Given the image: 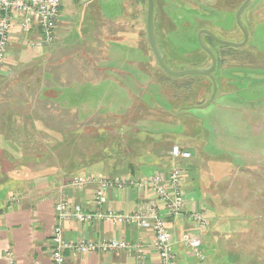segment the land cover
<instances>
[{
  "label": "crops",
  "instance_id": "crops-1",
  "mask_svg": "<svg viewBox=\"0 0 264 264\" xmlns=\"http://www.w3.org/2000/svg\"><path fill=\"white\" fill-rule=\"evenodd\" d=\"M74 1L75 4L73 5H77L76 7L79 9L81 7V2H84V0ZM84 3L86 5H84V7L82 6L83 8L81 7V9L87 11V16L91 24L87 26L82 22L79 25L80 20H76L74 27L79 29L81 35H91V39H88L89 43L87 46L86 44L83 46L74 44L73 47L69 48L73 45V42L67 40L71 31L65 37L66 39L64 38L61 42L59 38H57L56 42L53 41L44 44L42 47H37L28 42L29 40H38L41 37L36 27H32L28 33L22 32L17 26H14L10 31L6 50L5 69L0 71V116L4 115L5 117L7 107L16 111V108H19V105L16 104L18 102H31L34 105H38L40 100L43 101V91L46 88L45 84H47L46 81H41V85L38 91H36V94L30 95L25 92L22 96L24 100H22L21 94H18L17 91L18 89H23L24 91V86L18 84L7 85V82L19 76V73L23 69L33 67L37 61L40 60L39 67L41 71H43L42 77L44 80L49 78V83L52 85L53 75L52 73L49 74V71L53 70V67L65 60V58L70 57L71 53L72 55L78 54L85 58V63L89 67V69L87 67L85 68V77L89 78L88 80L94 81L103 75H108V73L104 74L105 71L103 70H105V68H110L111 73L122 75V78L127 80L128 86L135 83L139 84L143 89H147L148 79L151 76L146 71H141L138 66V63H141V61L139 62L135 59L130 61L129 57L122 58V55L129 56V53L123 50L117 52L115 47L112 48L109 44L101 47L98 45L101 39L108 43L112 36L114 38L113 31L115 28H113L111 34L106 32L107 28L112 26V24H117L118 26V23L123 24L127 23V21L124 19L105 17L104 15L106 14L103 12L104 9L102 6L99 7L98 3L95 1L90 2V0H88ZM75 6L74 10L69 11L71 13H66L63 11L61 4V11L56 27V37L57 32L59 33L62 29L65 30L66 27L74 21L72 18L79 15ZM64 47H68V51L66 50L59 55V51ZM74 51L77 52L75 53ZM145 51L148 59V68L146 67V69L153 73V78H155L154 76H158L160 79H164L156 59L150 55L149 50ZM87 54L90 56L93 55V57H102L103 55L107 57L110 55L112 59L110 63L114 65L103 66L97 62L92 64L85 57ZM117 56L120 59L119 63L116 62ZM113 57H116V59L113 60ZM122 61H124V63ZM233 71L236 73H230L231 76L225 78L224 84L222 83V87L224 85L225 88H222L219 96L228 95L230 100L236 101L237 96L235 93L239 83L238 80L243 71L241 68L233 69ZM138 76L142 78V81H139ZM68 77L66 76L68 80L70 79V83L59 88L60 94L57 100L61 104L65 103L67 107H77V104H79V106H84L87 104L84 100H72L69 98V95L72 93H77L79 96L84 94L82 89L83 86L80 82L83 78L79 77L78 80L75 79L72 81L71 76ZM145 77L148 79H144ZM123 88L128 94H130L129 92L133 94L129 87L123 86ZM215 96V99L219 97L217 93ZM52 99L54 100V98ZM52 99L50 100L53 101ZM221 105L225 109H230L229 103H221ZM79 106L77 112L79 117L84 119L91 115V113L88 115L86 114L87 111L84 107L80 110ZM249 107H251V105ZM20 111L30 112L32 111V107L24 105L23 108H20ZM235 111H240V113L233 111V120L236 122L241 120L246 126H249V123L251 124L249 118L257 116V114L251 110ZM259 113L264 114V112ZM251 114L253 116H250ZM256 121L257 120H254L253 123L254 128L262 129V123L260 121L257 123ZM148 123L149 121L147 120L141 121L143 128H145ZM1 129L0 126V134H4L5 132ZM178 133L182 132L179 131ZM174 144H179L177 139ZM182 145H184V149L189 150L191 153V156L187 159L194 158L195 153L188 147L190 146L192 148V144L188 142ZM193 147L198 151L197 156L199 155V158L203 160L201 164L202 177L196 184L193 183V181H187L185 179L187 177L186 171H183L181 183L184 197L183 208L177 215L166 216V224L172 236L174 260L176 263L230 264V256L227 257L228 255H225L223 258H219L218 256L220 252L225 254L228 247L231 246V243L235 242L240 243L242 246H255L258 244L263 248L264 153L259 154V152H257L258 150L251 151L242 149L230 150L231 152L236 151V153H228L230 151L224 149L210 151L206 145L203 146L200 144ZM169 151L168 148H163L160 153L166 155V158L170 159V163L176 161V164L181 161L171 157ZM221 155L224 157L221 158ZM236 160H239L238 163ZM166 163L167 162H164L160 167H156V165L154 167H152L153 165L143 167L141 175L147 176L157 170H169L171 167L175 166L173 163V165L169 167L168 163ZM78 174L104 176L99 166L88 171L79 172L77 175ZM121 176L133 177L132 175L126 174ZM71 180H67L62 175L45 176L37 177L24 183L19 191H6L4 187H0V264H6L4 252L7 249L13 251L17 264H32L33 262H36V264H53L51 258V233L54 225L58 222V216L54 206L62 196L69 201L72 207L75 204H80L82 209L87 212H93L95 210H112L130 213L141 204L149 201L157 205L161 214H165L166 212L162 202L148 187L138 188L132 185L122 189L109 188L105 191V199L102 205L98 206L94 203V192L98 186L97 180L88 181L81 187L73 185ZM207 207H209V209ZM194 208L202 210L208 223L206 228L197 229L192 224L190 211ZM206 209L208 210L206 211ZM214 214H216L217 217L218 215L222 217L223 215L228 216L227 214H233V217H236V223H233L234 226L229 229L220 227L218 221L210 225L209 215L212 217ZM251 218H253V224L249 223V219ZM59 223L62 228L63 238L68 241H75L78 239L100 241L104 238H117L125 240L130 245L129 249L117 248L109 251L96 250L83 253L65 248L62 251L64 256L63 264H97L99 262L102 264H159L158 256L153 246L152 231L140 227L135 222L114 224L108 220L101 219L83 222L70 214ZM186 230H190L192 233L200 236L202 247L204 243L206 244L210 241H214V243H218L219 249H217L216 253L209 251L206 255L203 254L202 258L193 256L189 248L185 246L180 239L181 233ZM249 231H252V234L249 233ZM252 238L253 241L256 242L255 244L249 243ZM202 250L204 251V249ZM250 260L251 258L247 260L246 258H242L240 261L242 264H246L249 263ZM236 261H238V259ZM253 264H264V258L254 259Z\"/></svg>",
  "mask_w": 264,
  "mask_h": 264
},
{
  "label": "rangeland",
  "instance_id": "rangeland-1",
  "mask_svg": "<svg viewBox=\"0 0 264 264\" xmlns=\"http://www.w3.org/2000/svg\"><path fill=\"white\" fill-rule=\"evenodd\" d=\"M85 1L88 0H84V2ZM92 1L97 2L99 7L102 6L104 9L103 12L106 14L104 15L105 17H111L112 19H124L127 21V24L130 25V28H128L123 38L112 40L113 42L109 40L108 43L100 38L101 42H99L98 45L101 47L109 44L112 48L115 47L117 52H121L122 50L128 52L129 56L119 54L122 55V58L129 57L130 61L132 59L139 62L141 61V65L145 67V70L141 69V71H146V67L148 68V59L145 50H149L150 55L154 58L146 34V1L90 0V2ZM213 1L215 4L213 12L209 14V8H206V6L196 10H189L187 9V5L185 3L179 2L178 0H153V23L155 36L164 51V41L171 46L175 57L166 56V59L169 65L173 67L172 69L180 70L185 68H200L204 67L207 63L208 59L199 58L200 49L198 48L199 42L197 40V33L201 29L210 30L218 38L226 41L237 42L242 39V32L236 23L235 14L238 6L243 0ZM84 2H81V7L86 5ZM61 4L63 11L66 13L74 10V0H61ZM81 7L80 9L76 7L79 15L75 17L72 16L74 17L72 18L74 21L69 24L65 30L60 29L61 31L59 33L57 32V37L54 39L55 42L57 38H59L61 42L71 31L67 40L73 42V45L69 48L73 47L74 44L79 46H83L85 44L86 46L88 45V39H91V35H81L79 33V29L74 27L76 20H80L79 25L82 22H84L87 26L91 24L90 19L87 16V11H84ZM207 13L209 18H205L207 17ZM167 19H170L173 23L171 27L165 26L164 22H162ZM206 19H209V21H206ZM241 21L248 31V40L246 44L241 47H233L217 43L212 41L206 35H202L201 37L203 44L213 50L217 57L218 48H223L220 49V53L224 56L223 59L226 61L228 60V64L229 61H231L229 60L231 54L238 55V61L244 60V55L249 53L252 54L255 67L248 68L250 70L245 71L242 69L243 72L238 80L239 83L235 93L237 96L236 101L230 100L228 95L219 96L222 88H225L224 85L222 87V84H219L216 91L217 96L219 97L214 99L209 104L208 101L211 93H207L205 96H199L198 86L196 83L193 84L191 82L192 85H182L184 84L183 82L190 81L191 78H198V75L195 74L182 75L178 77L170 76L166 78L164 77V79H160L158 76H154L155 78L150 77L149 79L145 77L144 79L149 80L146 86L147 89H143L139 84L135 83L128 86L127 80L122 78V75L120 74L111 73L110 68H105V70H103L105 71L104 74L108 73L106 77H99L94 81L88 80L89 78L85 77V68L87 67L89 69V67L85 63V58L78 54L72 55L71 52H69L71 53L70 57L65 58V60L54 66L53 70L56 73L64 71V73L67 74V77L71 76L72 81L75 79L78 80L79 77L83 78L80 82L83 86L82 89L84 94L79 96L77 93H72L69 95V98L72 100H84L87 104L84 106H79V104L77 105L80 110L84 107L88 113L94 114L97 111H113L119 113L126 110L132 102L130 94L125 91L123 86L129 87L135 95H137L150 107L160 106L166 109H171L174 106L176 109L182 106H191L188 111H190L192 115H174L172 117V121L169 123L149 120V123L146 124L145 128H143V126L140 128L146 132L158 134L162 132L178 133L181 131L184 134L179 137L185 138L188 136V138H190L188 141L192 144V148L190 146L188 147L195 153V157L190 159L176 158L177 160H181L176 164V161L170 163V159H167L166 162L169 167H171L174 163L175 166L183 169V171H186L187 177L185 179L187 181H193V183L197 184L198 180L202 177L201 164L203 160L199 158V155L197 156L198 151L193 146L199 144L203 146L206 145L210 151H219L223 149L230 151L232 149H242L251 151L258 150L257 152H259V154L264 153V114L259 113L264 112V0H251L241 14ZM113 28L117 29V24H112V26L107 28L106 32L111 34ZM69 48L64 47L59 51V55ZM228 53H230V55ZM118 56L116 60L117 63L120 62ZM93 58L100 65H114L113 63H110L112 60L110 55L107 57L94 56ZM115 59L116 57H113V60ZM122 62L124 63V61ZM232 70L233 69L231 67L223 69L219 64H217V67L213 71L216 84L220 75L224 76V78H229ZM68 78H66V83H64L66 85L70 83V79L68 80ZM138 79L139 81H142V78H139V76ZM210 89L211 87L209 86L208 91ZM172 95H174L173 101L168 100L169 96ZM201 100L207 101V103L204 106L199 105L198 101ZM221 103H229L230 109H225ZM62 104L65 105V103ZM250 105L251 107H249ZM235 110H251L255 112L257 116H253L251 114L250 116H253L249 118L251 124L249 123V126H246L241 120H238V122L233 120L232 112L234 111L240 113V111ZM54 114L59 115L60 113L58 114V111H55ZM87 119L88 118L86 117L84 120H81L85 121ZM254 120H257V123L259 121L262 123V129L254 128ZM228 153H236V151H230ZM154 166L155 165L152 167ZM9 167L8 163L3 162V170ZM207 208L209 209V207ZM208 209H206V211ZM227 215L228 216L223 215L222 217H219V215L217 217L216 214L212 215V217L209 215L210 225H213L218 221V225L220 227L229 229L234 226L233 223H236V217H233V214ZM202 249H204V251ZM217 249H219L218 243H214V241H210L206 244L204 243L203 247L201 246V251H203L202 253L205 255L207 252L209 253V251L216 253ZM249 250L250 248L242 252V254L240 253V256L246 258V260L249 259L248 257L252 258L254 253L252 254L251 252L249 256ZM225 255H228L227 257L230 256V264H242L240 261L242 258H238V261H236L237 258L228 252H225V254L220 252L218 257L223 258ZM260 258H264V256H260Z\"/></svg>",
  "mask_w": 264,
  "mask_h": 264
},
{
  "label": "trees",
  "instance_id": "trees-1",
  "mask_svg": "<svg viewBox=\"0 0 264 264\" xmlns=\"http://www.w3.org/2000/svg\"><path fill=\"white\" fill-rule=\"evenodd\" d=\"M162 22L168 27L173 25L170 19ZM117 27L113 33L114 38L112 36L110 39L111 41L124 37L130 25L118 23ZM164 48L165 51L160 45L167 65L173 68L166 59V56L175 57L172 48L166 41H164ZM198 48L200 49L199 58L208 59L204 66L208 65L209 55L200 46ZM228 54L230 55V53ZM237 56L236 54L230 55L229 60L231 61H229L228 67L232 69L241 68L244 71L255 67L252 54L244 55V60L241 61L237 60ZM85 57L90 63H96L93 55L87 54ZM40 62L39 60L33 67L23 69L19 76L7 82V85L24 86V91L23 89L17 91L18 94H21L22 100H24L22 96L25 92L30 95L36 94L41 81H46L47 84H45L46 88L43 91V101L40 100L38 105L31 102H18L16 104L19 105V108H16V111L7 107L5 117L4 115L0 116L1 130L5 132L0 134V187H4L6 191H19L24 183L37 177L62 175L67 180H71L77 173L88 171L96 166L100 167L106 177H122L121 175L126 174L135 177L129 178L140 179L143 177L141 175L143 167L151 165L160 167L169 159L160 153L163 148L170 150L176 139L181 148L184 147L183 143L189 142L188 136L179 137L184 133L162 132L158 134L146 132L141 129L143 126L141 121L154 120L169 123L174 115H192L190 111H187L191 106H182L176 109L174 106L171 109L160 106L150 107L137 95L129 92L132 103L126 110L119 113L97 111L94 114L91 113L90 116H87L88 119L83 121L84 119L79 117L77 113V107H67L57 100L60 94L59 88L66 85L64 83H66L67 74L64 71L56 73L54 70H50L49 74L52 73L53 75L51 85L49 78L44 80L42 77L43 71L39 67ZM138 66L145 70L141 63H138ZM159 70L163 77H170L160 67ZM146 71L152 77L153 73L147 69ZM106 76L103 75L102 77ZM197 77L183 82L182 85H192L191 82L196 83L199 96L210 94L213 88L211 78L206 75H198ZM220 80L217 81V87L219 84H224L225 78H220ZM209 86L211 89L208 91ZM173 99L174 95L168 98L170 101ZM206 103L207 101L204 100L198 101V104L202 106ZM24 105L32 107V111L21 112L20 108H23ZM55 111L60 114L55 115ZM86 114L89 113L86 112ZM220 157L223 158L224 156L221 155ZM3 162L8 163L10 167L2 171ZM181 171L183 173V169ZM252 219H249L250 224L254 222ZM249 233L252 234V231ZM249 243L255 244L256 242L252 238ZM249 248L248 255L250 256L251 252L254 254L249 263L246 264H253L254 259L264 256V247L261 248L258 244L242 246L235 242L231 243L227 251L238 259L244 258L240 256V253L242 254Z\"/></svg>",
  "mask_w": 264,
  "mask_h": 264
},
{
  "label": "built area",
  "instance_id": "built-area-1",
  "mask_svg": "<svg viewBox=\"0 0 264 264\" xmlns=\"http://www.w3.org/2000/svg\"><path fill=\"white\" fill-rule=\"evenodd\" d=\"M61 11V0H0V71L5 69L6 50L9 42L10 31L17 26L19 30L28 33L32 27H36L40 33L38 40L28 41L32 45L42 47L54 41L56 37L57 21ZM173 158L187 159L191 156L189 150L181 148L179 144H173L169 151ZM182 171L177 166L169 170H157L150 175L140 179L129 177H106L86 174L75 175L71 183L81 187L88 181L97 180L98 186L94 192V203L102 205L105 199V191L109 188L122 189L135 185L138 188L148 187L162 202L165 214H161L157 205L152 202H145L138 206L133 212L124 213L121 211H84L80 204L73 207L64 197H60L54 208L58 216V222L54 225L51 233V258L53 264H63V249L70 248L77 252H93L96 250L109 251L112 249H129L130 245L122 239L104 238L100 241L78 239L68 241L63 238L60 221L68 215H73L80 221L87 222L93 219L108 220L114 224L135 222L142 228L152 231L153 246L158 256L159 264H177L174 260L172 236L166 224V216H174L183 208V191L181 188ZM192 224L197 229L207 227V220L202 210L194 208L190 211ZM181 241L190 250V253L202 258L201 238L197 234L186 230L181 233ZM4 259L6 264H17L15 255L10 249L5 250ZM32 264H36L33 262ZM102 264V263H97Z\"/></svg>",
  "mask_w": 264,
  "mask_h": 264
},
{
  "label": "water",
  "instance_id": "water-1",
  "mask_svg": "<svg viewBox=\"0 0 264 264\" xmlns=\"http://www.w3.org/2000/svg\"><path fill=\"white\" fill-rule=\"evenodd\" d=\"M250 2H251V0H243L236 10V14H235L236 23L239 26V28L241 29L242 34H243V37L240 41H237V42L226 41V40H223L221 38H218L215 34H213L209 30L201 29L197 33V40L199 42L200 47L203 50H205L207 52V54L209 55V57L211 59L210 64H208L207 66H204V67H200V68H185V69H180V70H174L167 65V63L163 57V53H162V51L159 47V44L156 40V36H155V32H154V25H153L154 3H153V0H147V15H146L147 37H148V41H149L150 47L152 49L153 55L156 59L157 64L159 65V67L167 75L174 76V77H178V76H182V75H194V74L195 75L209 76L212 80L213 88H212L211 96H210L208 103L213 101L215 99V95H216V91H217V84H216L215 78L212 74V71H213L215 64H216V57H215L213 51L210 48H208L205 44H203V42L201 41V35L207 34L210 37H212L215 41H217L221 44H226V45L233 46V47H241V46L245 45L247 40H248V31L241 21V14Z\"/></svg>",
  "mask_w": 264,
  "mask_h": 264
},
{
  "label": "flooded vegetation",
  "instance_id": "flooded-vegetation-1",
  "mask_svg": "<svg viewBox=\"0 0 264 264\" xmlns=\"http://www.w3.org/2000/svg\"><path fill=\"white\" fill-rule=\"evenodd\" d=\"M136 1V0H135ZM137 1H139V0H137ZM141 1V0H140ZM144 1H146V3H147V0H143L142 2H144ZM179 2H183V3H185L186 5H187V9H189V10H196V9H199V8H202V7H205L206 6V8H209V14H211L212 12H213V8H214V1L213 0H178ZM133 2V1H132ZM154 3V2H153ZM226 4H227V2H226ZM239 7V6H238ZM201 14H203V13H201ZM146 15H147V13H146ZM153 15H154V10H153ZM206 15V14H205ZM133 16V15H132ZM207 17H205V18H209V15H208V13H207V15H206ZM206 21H209V19H206ZM195 23H196V21H195ZM153 25H154V23H153ZM239 27V26H238ZM241 30V29H240ZM210 31V30H209ZM155 32V31H154ZM242 32V31H241ZM146 34H147V31H146ZM202 35H206V36H208V37H210L209 35H207V34H202ZM202 35H201V37H202ZM242 37H243V34H242ZM147 39H148V37H147ZM210 39L212 40V41H215L212 37H210ZM157 40V39H156ZM149 42V41H148ZM158 42V41H157ZM215 42H217V41H215ZM217 43H219V42H217ZM159 44V43H158ZM221 44V43H220ZM200 46V45H199ZM159 47H160V45H159ZM209 48V47H208ZM220 49H223V48H220ZM220 49L218 48V50H217V53H218V57H217V55L215 54V52H213L214 53V55H215V57H216V64H215V67H214V69L217 67V64H219L220 65V67L221 68H223V69H226L227 67H228V60L226 61L225 59H223L224 58V56H222L221 55V53H220ZM205 51V50H204ZM213 51V50H212ZM207 53V52H206ZM155 58V57H154ZM210 58V57H209ZM219 60V61H218ZM210 61H211V59H210ZM210 61H209V64H210ZM219 62V63H218ZM226 62H227V64H226ZM207 66V65H206ZM213 69V70H214ZM232 72H235V71H233L232 70ZM236 73V72H235ZM212 74H213V71H212ZM214 76V75H213ZM222 75H220L219 76V80H220V78L222 79ZM215 78V77H214ZM213 84V83H212Z\"/></svg>",
  "mask_w": 264,
  "mask_h": 264
}]
</instances>
